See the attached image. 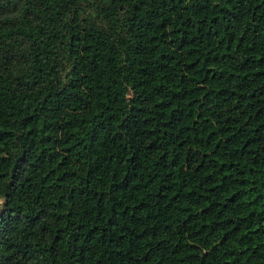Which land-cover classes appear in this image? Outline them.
Masks as SVG:
<instances>
[{
  "label": "trees",
  "instance_id": "16d2710c",
  "mask_svg": "<svg viewBox=\"0 0 264 264\" xmlns=\"http://www.w3.org/2000/svg\"><path fill=\"white\" fill-rule=\"evenodd\" d=\"M0 264H264V0H0Z\"/></svg>",
  "mask_w": 264,
  "mask_h": 264
}]
</instances>
